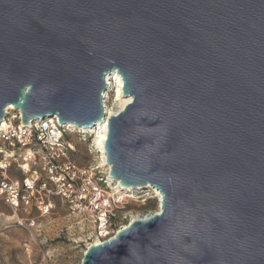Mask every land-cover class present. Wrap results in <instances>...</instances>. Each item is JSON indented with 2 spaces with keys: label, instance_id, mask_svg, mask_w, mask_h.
I'll return each instance as SVG.
<instances>
[{
  "label": "water",
  "instance_id": "water-1",
  "mask_svg": "<svg viewBox=\"0 0 264 264\" xmlns=\"http://www.w3.org/2000/svg\"><path fill=\"white\" fill-rule=\"evenodd\" d=\"M110 177L157 190L82 264H264V0H0V124L106 119Z\"/></svg>",
  "mask_w": 264,
  "mask_h": 264
},
{
  "label": "built area",
  "instance_id": "built-area-1",
  "mask_svg": "<svg viewBox=\"0 0 264 264\" xmlns=\"http://www.w3.org/2000/svg\"><path fill=\"white\" fill-rule=\"evenodd\" d=\"M6 114L0 124V199L16 217L22 212L48 217L58 204H63L70 216L87 215L92 219L96 242L102 244L134 220L153 216L133 220L125 217L118 225L115 208L124 205L126 199L161 204L162 198L152 189L107 197L108 190L118 192L122 187L110 177L111 170L101 173L99 168L84 169L76 164L75 148L68 139L73 129L61 125L57 117L24 125L21 110L9 107ZM28 221L18 218L16 226L38 230L46 227L34 219L28 226Z\"/></svg>",
  "mask_w": 264,
  "mask_h": 264
},
{
  "label": "rangeland",
  "instance_id": "rangeland-1",
  "mask_svg": "<svg viewBox=\"0 0 264 264\" xmlns=\"http://www.w3.org/2000/svg\"><path fill=\"white\" fill-rule=\"evenodd\" d=\"M112 93L109 92L107 105L116 112L120 108V102L114 101ZM68 139L75 148L73 159L77 165L84 169L99 168L101 173L106 172L102 154L91 133H73ZM115 195L118 194L113 190L106 193L110 198ZM115 209L118 214L117 223L120 225L125 217L133 220L159 213V204L155 200L143 203L126 199L124 205ZM18 218L29 220L28 226L34 219L36 223L43 222L46 227L42 230L20 228L16 226ZM91 220L87 215L70 216L69 208L63 204H58L48 217L25 212L16 217L0 199V264H82L88 247L97 241Z\"/></svg>",
  "mask_w": 264,
  "mask_h": 264
},
{
  "label": "bare ground",
  "instance_id": "bare-ground-1",
  "mask_svg": "<svg viewBox=\"0 0 264 264\" xmlns=\"http://www.w3.org/2000/svg\"><path fill=\"white\" fill-rule=\"evenodd\" d=\"M106 82H107V91L104 94L106 119L102 123L97 124V126L94 129H78L73 125H68V126L71 129H73V133H76V131H78L80 133V131H81L82 133H91L93 135L94 143L99 148L100 153L102 154L103 166H105L108 170H110V166L107 164V159H106V156L104 153V143L106 140L107 123H108L109 117L116 115L119 112H121L122 110H124V108L132 102V99L124 96V93H123L124 82L122 80V77L117 72H113V73L107 75ZM109 92H113L114 101L120 102V108L116 112L109 109V107L107 105V102L110 99ZM10 108H15V107L11 106ZM116 182L118 184H120L118 181H116ZM154 191L159 196V198L161 199L162 198L161 194L157 190H154ZM116 193L126 194V193H131V191H128V190L122 188L121 191H118V192L116 191ZM159 212H160V203H159ZM96 243H97L96 245L99 244L98 242H96Z\"/></svg>",
  "mask_w": 264,
  "mask_h": 264
}]
</instances>
